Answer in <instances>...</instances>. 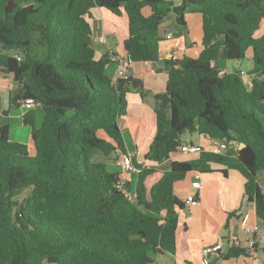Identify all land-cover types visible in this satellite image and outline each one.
<instances>
[{
	"label": "trees",
	"instance_id": "trees-1",
	"mask_svg": "<svg viewBox=\"0 0 264 264\" xmlns=\"http://www.w3.org/2000/svg\"><path fill=\"white\" fill-rule=\"evenodd\" d=\"M94 6L114 14L123 8L125 51L134 62L157 67L161 24L173 16L179 37L185 12L202 15L197 56L163 66L168 79L153 95L156 131L145 159L168 160L185 132L244 146L171 160L148 189L145 179L155 167L131 157L136 183L117 187L122 173L108 161L126 154L118 125L125 94L143 98L147 91L136 77L113 80L106 72L110 59L95 57L87 20ZM248 50L249 83L239 69L221 74L213 64L243 60ZM0 70L15 83L7 110L32 98L41 111L39 124L36 107L23 114L32 151L10 140L7 123L0 125V264H152L153 255L175 249L184 206L174 183L189 171H212V162L243 175L245 199L264 225L258 180L264 175V0H0ZM238 254L232 248L225 256Z\"/></svg>",
	"mask_w": 264,
	"mask_h": 264
},
{
	"label": "crops",
	"instance_id": "crops-1",
	"mask_svg": "<svg viewBox=\"0 0 264 264\" xmlns=\"http://www.w3.org/2000/svg\"><path fill=\"white\" fill-rule=\"evenodd\" d=\"M174 4H179L181 0H168ZM141 12L148 16L150 7L144 6ZM185 30L179 37L174 36V17L169 15L158 29L159 36L162 37L158 44V59L163 60V64L153 65L150 62H134L128 71V76L136 77L143 83V88L147 94L142 98L136 91H129L125 94V111L118 119V125L122 130L126 153L135 157L138 163L144 167H155V171L145 179L147 189L156 182L163 171L168 169L169 161L185 160L197 158L199 153L181 154L171 152L169 159L161 163L152 162L144 158L149 150V145L156 131V116L153 110V95L164 91L168 79V72L163 66L168 59H181L184 56L195 58L202 49V15L198 11L188 10L184 14ZM91 27L92 46L96 58L107 56L109 59L122 56L126 53L124 40L127 38V17L120 8L119 14L94 6L90 9L87 17ZM259 31L258 34H260ZM170 34V38L167 35ZM251 50H248L244 59L249 61L245 69H242L243 60L238 62L218 58L213 62L220 73L232 72L239 69L242 72L243 80L247 83L250 78L246 71L251 66ZM115 71V64L110 60L106 66L107 74L112 78ZM6 77L5 86L0 79V125H9L10 140L25 143L32 151L33 146L30 139V127L23 122V114L26 112L21 105L12 110H7L8 94L12 90V74L4 73L0 70V77ZM3 107V108H2ZM37 115L41 113L36 107ZM20 120L21 125L13 127L15 120ZM40 123V122H39ZM25 126L27 132L21 131ZM20 132L11 136L14 128ZM196 144L203 150L213 152H235L240 149L239 143L234 140L221 142L198 134ZM182 144L187 142L182 141ZM113 170H119L117 163H110ZM212 171L199 172L189 171L184 178L173 185L174 194L183 202V210L178 211V221L175 231V249L172 253L163 252L153 255V264H202L201 248L206 245L222 241L223 248L209 257L208 264H264V225L257 217L252 203L247 202L244 196L245 178L236 169L229 168L224 164L210 163ZM122 179L129 183L133 189L136 183V171L128 173L121 172ZM198 180L201 183L199 190L191 186L192 181ZM261 186V184H260ZM262 187V186H261ZM263 189V187H262ZM264 191V189H263ZM196 193L194 204L186 203V197L191 193ZM247 214L246 226H241L243 215ZM250 238H256L255 252L246 254L243 248ZM239 250L237 256H225L229 249Z\"/></svg>",
	"mask_w": 264,
	"mask_h": 264
},
{
	"label": "built area",
	"instance_id": "built-area-1",
	"mask_svg": "<svg viewBox=\"0 0 264 264\" xmlns=\"http://www.w3.org/2000/svg\"><path fill=\"white\" fill-rule=\"evenodd\" d=\"M170 34L167 35V38H170ZM110 60L115 64V71L112 76L113 80H116L121 77H126L128 75V71L133 65L134 61L132 59V56L126 52L122 56H116L110 58ZM38 106V103L33 101L32 98H26L22 101L21 107L27 111L29 109H32L34 107ZM201 151V147L196 144H181L177 147L176 152H179L181 154H189V153H199ZM117 165L120 167V171L123 173H128L134 170L132 161H131V155L126 153L124 155H121L119 159L116 161ZM125 181L123 179L117 181V187L123 188V184ZM191 186L199 190L201 188V183L198 180H194L191 183ZM135 194L130 191L127 192V199L132 200L134 198ZM186 203L188 204H194L196 201V193L191 192L186 197ZM248 219V215H243L241 219V226L245 227L246 222ZM257 243L256 238H250L247 242L245 247L243 248L244 253L246 254H253L255 252V244ZM223 248L222 241H218L211 245H206L201 248V263L202 264H208L209 263V257L212 254L218 253Z\"/></svg>",
	"mask_w": 264,
	"mask_h": 264
},
{
	"label": "rangeland",
	"instance_id": "rangeland-1",
	"mask_svg": "<svg viewBox=\"0 0 264 264\" xmlns=\"http://www.w3.org/2000/svg\"><path fill=\"white\" fill-rule=\"evenodd\" d=\"M250 63H249V61L247 60V59H244V62H243V65H242V69L244 70L245 69V67H246V65H249ZM5 73V72H4ZM6 74H8V73H6ZM0 79H1V82H2V84L5 86V84H7L6 83V77H5V75L3 76V77H0ZM13 81V80H12ZM13 86H12V88L15 86V83H14V81H13ZM0 108H1V100H0ZM3 108V107H2ZM1 117V116H0ZM40 119H41V113L40 112H38V115H37V123L39 124V122H40ZM0 120H1V118H0ZM17 125H21V122H20V120H15L14 122H13V127H15V126H17ZM17 128L18 127H16V128H14L13 129V131H11V136L14 138V133L15 132H20V129L19 130H17ZM24 130V132L26 133L27 132V128L25 127V126H22L21 127V131H23ZM198 133H195V132H193V133H189V132H185L183 135H182V141H185V142H187L188 144H189V142L190 141H192V142H197V140H198ZM189 154H187V155H184V156H188ZM116 159H110L109 158V163H108V165H109V169H112V167H111V165H110V162H114ZM258 180H259V184H261V186L263 187V189H264V175L263 174H260V175H258ZM27 192H28V190L27 189H25V190H23V192H21L20 194H19V198L21 199L24 195H26L27 194ZM153 263H154V261H153ZM152 263V264H153Z\"/></svg>",
	"mask_w": 264,
	"mask_h": 264
},
{
	"label": "water",
	"instance_id": "water-1",
	"mask_svg": "<svg viewBox=\"0 0 264 264\" xmlns=\"http://www.w3.org/2000/svg\"><path fill=\"white\" fill-rule=\"evenodd\" d=\"M234 62H238V63H239V60H234ZM157 63H158V64H163L164 61L158 59ZM223 142H226V141L224 140ZM239 145H240V148H242V147L244 146V143H239Z\"/></svg>",
	"mask_w": 264,
	"mask_h": 264
}]
</instances>
